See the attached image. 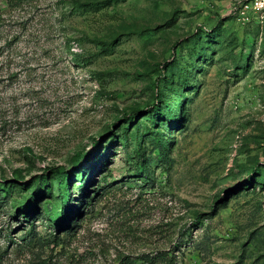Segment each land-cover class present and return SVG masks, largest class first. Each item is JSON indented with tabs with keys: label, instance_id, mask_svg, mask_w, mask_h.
Returning <instances> with one entry per match:
<instances>
[{
	"label": "rangeland",
	"instance_id": "rangeland-1",
	"mask_svg": "<svg viewBox=\"0 0 264 264\" xmlns=\"http://www.w3.org/2000/svg\"><path fill=\"white\" fill-rule=\"evenodd\" d=\"M249 1L0 0V264H264Z\"/></svg>",
	"mask_w": 264,
	"mask_h": 264
},
{
	"label": "trees",
	"instance_id": "trees-1",
	"mask_svg": "<svg viewBox=\"0 0 264 264\" xmlns=\"http://www.w3.org/2000/svg\"><path fill=\"white\" fill-rule=\"evenodd\" d=\"M58 174H59L58 177L60 181L59 190H60V196H61V216H58L57 218L56 217L57 215H53L52 213H50L49 218L52 219L54 223L59 225L60 228H65L66 226H68L65 223L68 220V218L71 216L75 204H74V200L71 199V195H70L71 191L69 189V184H68L71 174H69L68 172H60ZM85 187H86L85 190L87 191L86 184H83L82 188H80L81 191H83ZM84 199H85V193L82 192V196L78 198V200H80L79 201L80 206L82 205ZM165 264H176V262L174 258H171L167 260Z\"/></svg>",
	"mask_w": 264,
	"mask_h": 264
},
{
	"label": "built area",
	"instance_id": "built-area-1",
	"mask_svg": "<svg viewBox=\"0 0 264 264\" xmlns=\"http://www.w3.org/2000/svg\"><path fill=\"white\" fill-rule=\"evenodd\" d=\"M264 10V0H251L248 3H245L241 6L239 12L241 16H246L248 15L250 12H254L256 14H259L261 11ZM245 20H249V18L247 17L243 19Z\"/></svg>",
	"mask_w": 264,
	"mask_h": 264
}]
</instances>
